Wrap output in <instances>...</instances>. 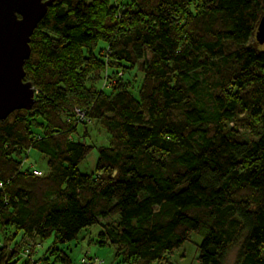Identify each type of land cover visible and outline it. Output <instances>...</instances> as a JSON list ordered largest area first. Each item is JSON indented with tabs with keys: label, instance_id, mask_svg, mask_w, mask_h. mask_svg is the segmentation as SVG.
Segmentation results:
<instances>
[{
	"label": "trees",
	"instance_id": "16d2710c",
	"mask_svg": "<svg viewBox=\"0 0 264 264\" xmlns=\"http://www.w3.org/2000/svg\"><path fill=\"white\" fill-rule=\"evenodd\" d=\"M263 13L264 0H54L24 64L36 101L0 120V264L52 237L20 264H72L61 247L96 225L126 264H172L194 233L199 264L236 245V264H264ZM94 121L108 143L83 173L95 146L78 127ZM30 152L48 173L24 169Z\"/></svg>",
	"mask_w": 264,
	"mask_h": 264
},
{
	"label": "water",
	"instance_id": "95a60500",
	"mask_svg": "<svg viewBox=\"0 0 264 264\" xmlns=\"http://www.w3.org/2000/svg\"><path fill=\"white\" fill-rule=\"evenodd\" d=\"M54 0H0V120L16 109H31L34 86L25 81L31 36ZM256 38L264 45V13Z\"/></svg>",
	"mask_w": 264,
	"mask_h": 264
},
{
	"label": "rangeland",
	"instance_id": "374dc122",
	"mask_svg": "<svg viewBox=\"0 0 264 264\" xmlns=\"http://www.w3.org/2000/svg\"><path fill=\"white\" fill-rule=\"evenodd\" d=\"M101 46H103V44H101ZM141 79L142 74L137 72V85L139 84ZM78 131L80 134L86 132V134H88V136L86 137V141L89 144L95 146L88 157L81 162L79 168L83 173H93L95 171L96 163L98 160V146L108 143L109 134H107V132L103 130L98 121L91 122L86 126L80 123ZM241 131L245 134H249V129L245 128V126L241 127ZM25 168L39 169L45 173H48L49 171L47 159L43 158V156L41 157L35 152H30L29 156L24 159V169ZM116 222V219H111L106 221L105 223L116 225ZM101 230L102 229L99 225L86 228L80 233L78 240H75L72 243L61 247L72 259V264H97L95 263V260L102 262V264H126L124 263V257L117 252L116 248H114L113 246H100L97 244L95 239L97 238V235ZM1 235L4 237L6 234ZM1 235L0 246L3 240ZM53 240L54 238L52 237L50 239H47L46 241H39V243H35L33 251L35 250V248L36 251L32 261H37L38 259L43 257L46 250L53 243ZM202 241L203 238L201 235L197 233L192 234L189 241H187L180 249L174 251L173 254H170L167 257L168 262L172 264H199V247ZM38 244H40V246ZM238 252L239 245L232 247L224 264H236ZM22 261H20V263Z\"/></svg>",
	"mask_w": 264,
	"mask_h": 264
},
{
	"label": "built area",
	"instance_id": "2783aa9c",
	"mask_svg": "<svg viewBox=\"0 0 264 264\" xmlns=\"http://www.w3.org/2000/svg\"><path fill=\"white\" fill-rule=\"evenodd\" d=\"M112 82H114V80H112ZM106 83V80L104 81V84ZM35 90V97L36 94L38 93V91L34 88ZM77 114L81 117V118H85V114L83 112H81L79 109L76 110ZM29 171L33 172L36 175L42 176L44 174V172L42 170L39 169H29ZM0 186H2V182H0ZM40 246V244H38ZM33 247H35V243H30V245L28 247H26L23 252H22V259L23 260H28L31 259L33 260V256H32V249ZM95 263L97 264H102V262L95 260Z\"/></svg>",
	"mask_w": 264,
	"mask_h": 264
}]
</instances>
